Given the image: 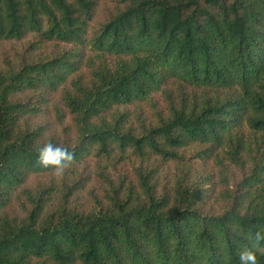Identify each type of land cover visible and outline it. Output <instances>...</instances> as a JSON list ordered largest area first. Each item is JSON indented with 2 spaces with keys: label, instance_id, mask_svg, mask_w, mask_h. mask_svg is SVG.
Listing matches in <instances>:
<instances>
[{
  "label": "trees",
  "instance_id": "1",
  "mask_svg": "<svg viewBox=\"0 0 264 264\" xmlns=\"http://www.w3.org/2000/svg\"><path fill=\"white\" fill-rule=\"evenodd\" d=\"M261 230L264 0H0V264H240Z\"/></svg>",
  "mask_w": 264,
  "mask_h": 264
},
{
  "label": "clouds",
  "instance_id": "2",
  "mask_svg": "<svg viewBox=\"0 0 264 264\" xmlns=\"http://www.w3.org/2000/svg\"><path fill=\"white\" fill-rule=\"evenodd\" d=\"M36 151L37 163L45 168H53L56 175L62 176L75 162L73 152L51 141L45 142ZM236 234L239 235V231H236ZM247 239L249 243L238 253L240 264H258L257 253L264 255V230L256 231L254 236L250 235Z\"/></svg>",
  "mask_w": 264,
  "mask_h": 264
}]
</instances>
